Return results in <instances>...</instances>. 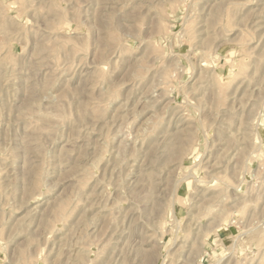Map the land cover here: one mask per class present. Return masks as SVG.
<instances>
[{
  "label": "rangeland",
  "instance_id": "1",
  "mask_svg": "<svg viewBox=\"0 0 264 264\" xmlns=\"http://www.w3.org/2000/svg\"><path fill=\"white\" fill-rule=\"evenodd\" d=\"M0 264H264V0H0Z\"/></svg>",
  "mask_w": 264,
  "mask_h": 264
},
{
  "label": "bare ground",
  "instance_id": "2",
  "mask_svg": "<svg viewBox=\"0 0 264 264\" xmlns=\"http://www.w3.org/2000/svg\"><path fill=\"white\" fill-rule=\"evenodd\" d=\"M178 115V114H177ZM179 143V142H178ZM136 145V144H135ZM156 147H157V144H156ZM171 147V146H170ZM175 155V154H174ZM135 168H136V166H135ZM226 187V186H225ZM224 187V188H225ZM62 205V204H61ZM61 205L59 204V207H60V212H61V209L63 208V207H61ZM63 206V205H62ZM58 206H57V208H59ZM222 209V208H221ZM59 210H58V212H59ZM63 210H64V208H63ZM225 210V209H224ZM219 213V212H218ZM59 215H60V213H58ZM61 215H62V212H61ZM218 215V214H217ZM218 217V216H217ZM250 261H251V259H250ZM258 262V261H257ZM259 263V262H258Z\"/></svg>",
  "mask_w": 264,
  "mask_h": 264
}]
</instances>
